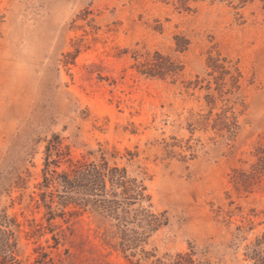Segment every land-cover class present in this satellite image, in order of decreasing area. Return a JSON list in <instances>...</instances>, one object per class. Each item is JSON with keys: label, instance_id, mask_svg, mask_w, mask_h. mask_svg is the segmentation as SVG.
I'll use <instances>...</instances> for the list:
<instances>
[{"label": "rangeland", "instance_id": "rangeland-1", "mask_svg": "<svg viewBox=\"0 0 264 264\" xmlns=\"http://www.w3.org/2000/svg\"><path fill=\"white\" fill-rule=\"evenodd\" d=\"M103 156L144 188L126 221L45 186ZM0 237V264H264L260 1L0 0Z\"/></svg>", "mask_w": 264, "mask_h": 264}, {"label": "trees", "instance_id": "trees-1", "mask_svg": "<svg viewBox=\"0 0 264 264\" xmlns=\"http://www.w3.org/2000/svg\"><path fill=\"white\" fill-rule=\"evenodd\" d=\"M238 1L239 4H243L247 0ZM259 1L264 11V0ZM168 60V58L157 53L154 62H150L148 66L145 65L144 70L141 69V72L151 76H163L166 74L165 63ZM49 174L46 169L44 175L45 186L62 188L66 193L63 194L66 196L60 200L61 205L67 206L72 203V197L69 196V193L71 195L72 192H82L88 196V200L85 199V202H83L84 205L88 204L96 209L115 215L120 221H126L125 218H127V213L130 211V206L144 197L142 184L135 182L136 180H128L127 169L125 167L120 168L117 165L110 166L104 156L99 162L77 160L71 163L69 170L62 172L53 170L50 176ZM46 205L49 206V204ZM5 220H8L5 223L9 222V219L5 218ZM142 222L143 220H141ZM152 227L151 222H148L147 228L151 229ZM8 237L7 240H9ZM0 240H2L1 237Z\"/></svg>", "mask_w": 264, "mask_h": 264}]
</instances>
